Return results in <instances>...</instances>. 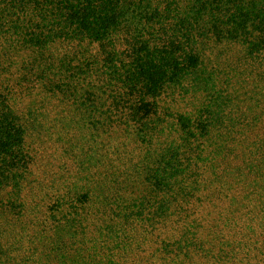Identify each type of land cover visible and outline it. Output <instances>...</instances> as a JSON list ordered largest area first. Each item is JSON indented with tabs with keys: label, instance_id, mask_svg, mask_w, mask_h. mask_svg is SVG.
Here are the masks:
<instances>
[{
	"label": "trees",
	"instance_id": "trees-1",
	"mask_svg": "<svg viewBox=\"0 0 264 264\" xmlns=\"http://www.w3.org/2000/svg\"><path fill=\"white\" fill-rule=\"evenodd\" d=\"M246 81L260 92L241 105ZM40 93L94 145L43 197L40 261L264 264V0H0V264L9 220L42 214L23 197L40 115L19 109ZM120 128V151L96 153Z\"/></svg>",
	"mask_w": 264,
	"mask_h": 264
},
{
	"label": "rangeland",
	"instance_id": "rangeland-1",
	"mask_svg": "<svg viewBox=\"0 0 264 264\" xmlns=\"http://www.w3.org/2000/svg\"><path fill=\"white\" fill-rule=\"evenodd\" d=\"M236 50L238 52V48ZM253 76L254 75H252V77ZM254 86V81H246L241 86H236V101L241 105L250 102V99L254 98V96L260 92V90L255 89ZM39 92V90H35L33 93L36 94ZM43 108H46L48 113H45L44 117H41V115L43 116L41 112ZM19 109L22 110L24 114L28 111H31L30 114L39 111L40 115L36 118V121L39 120V125L41 126L37 130L31 132L33 135L30 136L29 139V145H31L32 154L34 155L33 164L35 174H33L31 178H28L27 183H25L23 197L28 204L32 203V196L38 195L33 203H38V205H40L39 208H42V214L36 215L35 213L31 214L28 212L29 215L24 216L22 220H9L10 226L7 227L1 243L3 245L8 244L9 246L18 245V250L15 248L12 252L10 251L14 258V264H21L25 258H31L33 254L35 256L34 259L36 260V258H38L40 261V252L44 253L45 244L51 242L48 237L41 238L39 233L44 219H46L49 224L48 215L46 214L47 211H45L47 199L43 197L48 195L51 198L54 194L62 193L70 188L72 178L75 179L76 177H72L68 174V167H74L77 164L76 157L78 159V157L81 158L83 156L84 161H87L88 156L85 155L83 151L92 149V146H94L93 140L90 141L89 132L84 130L86 136L83 138V134L85 133L77 129L76 119H78L79 116L74 117L71 115L68 107L59 103L57 100L47 99L44 94L40 93L34 98L24 99ZM258 128L259 127H256L255 133L257 132L259 136H264V128ZM37 135L41 138L34 140ZM244 136L245 134L243 137ZM126 139H128V136L123 128L113 130V132H109L97 138L94 142L98 147L102 146V148H100L101 150H96V153L106 154L110 152L108 155H113V151H120L119 149L122 144L126 143ZM224 206L227 207V202H225ZM196 216L204 217L205 211L197 213ZM205 223L210 230L211 226H222L223 222L220 221L216 224L215 220L210 219ZM247 224L248 223H244V227H247ZM236 229H238V224ZM57 231L56 228H53L50 234L54 235ZM223 232L222 234L226 235L229 230L225 229ZM210 234L209 231V234L204 236L205 239H207ZM153 249L154 247L150 250L137 253L140 255L146 253L145 255H147V251H151L152 253ZM157 259L158 256L152 258L150 261L147 260L143 264H155L157 263ZM47 263H50V261ZM54 263L55 262L52 264ZM39 264L46 263L41 260Z\"/></svg>",
	"mask_w": 264,
	"mask_h": 264
}]
</instances>
